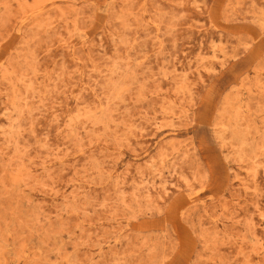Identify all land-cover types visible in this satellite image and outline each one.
<instances>
[{
    "label": "rangeland",
    "instance_id": "1",
    "mask_svg": "<svg viewBox=\"0 0 264 264\" xmlns=\"http://www.w3.org/2000/svg\"><path fill=\"white\" fill-rule=\"evenodd\" d=\"M0 264H264V0H0Z\"/></svg>",
    "mask_w": 264,
    "mask_h": 264
}]
</instances>
